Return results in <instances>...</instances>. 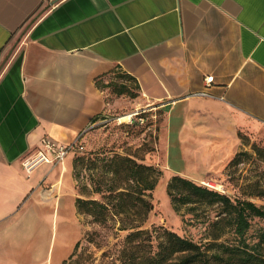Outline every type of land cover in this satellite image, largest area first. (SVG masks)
<instances>
[{
    "label": "crops",
    "instance_id": "crops-1",
    "mask_svg": "<svg viewBox=\"0 0 264 264\" xmlns=\"http://www.w3.org/2000/svg\"><path fill=\"white\" fill-rule=\"evenodd\" d=\"M115 67L165 116V144L212 164L190 178L215 176L264 127V0H0V264L71 251L72 153L22 163L43 136L71 142L126 107L95 84Z\"/></svg>",
    "mask_w": 264,
    "mask_h": 264
},
{
    "label": "rangeland",
    "instance_id": "rangeland-1",
    "mask_svg": "<svg viewBox=\"0 0 264 264\" xmlns=\"http://www.w3.org/2000/svg\"><path fill=\"white\" fill-rule=\"evenodd\" d=\"M120 74L111 73L107 76V80H112L113 84L124 82L135 95L128 98L123 109L101 117V120L83 136L84 148L72 153L73 160L78 156L84 158V162L78 166L79 176H75L72 171L76 197L101 199L99 193L93 192L91 185L94 175L102 170L98 166L99 158L113 153L127 155L137 162L151 165L156 171L155 174H158L155 187L146 193V198L152 203V209L142 221L141 228L151 229L154 226H161L199 243L210 241L213 233L221 232L223 229V234L217 241L225 244L236 242L230 227L212 223L225 215L218 204L180 205L179 210L176 211L167 194V183L175 173H181V176L225 193L233 200L249 199L264 208V196L255 195L261 188L264 189V151L261 153L253 149L257 147L264 150V127L259 129V136L256 137L253 134H241L244 146L237 153L247 152V155L239 154L243 159L241 163L230 166L226 164L215 176L190 178L191 175L206 173L212 164L197 161L204 157L193 155L189 152V147L184 148L186 152L181 154L183 149L177 146L174 137L171 138L170 144L169 138L165 144L162 132L165 116L162 112L153 111L147 101L138 98L140 94L136 92L134 83L121 78ZM137 110L140 113L132 116L131 122L128 121L129 118L122 122L118 120L121 115ZM166 149H169L168 153L165 152ZM207 183L212 186H208ZM137 220L135 219L134 222ZM119 227L120 220L117 216L111 215L105 222L99 223L90 216L79 214V236L73 242L71 251L65 259L79 241L73 258L77 257L81 264H122L123 257L120 254L121 250L127 247L125 235L128 231ZM262 231H264V219L252 217L245 238L248 242L254 243Z\"/></svg>",
    "mask_w": 264,
    "mask_h": 264
},
{
    "label": "trees",
    "instance_id": "trees-1",
    "mask_svg": "<svg viewBox=\"0 0 264 264\" xmlns=\"http://www.w3.org/2000/svg\"><path fill=\"white\" fill-rule=\"evenodd\" d=\"M111 73H121L120 77L132 81L139 93L135 77L119 67L97 76L96 86L109 88L115 96L132 98L135 93L127 84H113L112 80H107ZM82 139L83 137L81 142ZM253 149L261 153L264 151L257 147ZM240 153L247 155V152H236L227 165L241 163L243 159L239 156ZM83 162L84 158L81 156L73 160L72 171L77 177L78 166ZM98 166L102 170L94 175L91 185L93 192L99 193L101 199L77 196L75 206L79 214L90 216L99 223L105 222L111 215L119 217V228L128 231L125 235L127 247L120 254L123 257L122 264H264V231L254 243L245 238L250 227V218L264 219V208L253 201L239 198L233 200L225 193L174 174L167 183V194L174 210L178 211L180 205L194 203L218 204L225 215L220 220L213 221V225L230 227L236 239V242L230 244L218 242L217 239L223 234L222 229L221 232L213 233L210 241L199 243L161 226L141 228L142 221L152 209L146 193L155 187L158 179L154 167L118 153L99 158ZM255 195L264 196V189L261 188ZM135 219H138L137 222H134ZM78 244L79 241L62 264H81L77 257L73 258Z\"/></svg>",
    "mask_w": 264,
    "mask_h": 264
},
{
    "label": "built area",
    "instance_id": "built-area-1",
    "mask_svg": "<svg viewBox=\"0 0 264 264\" xmlns=\"http://www.w3.org/2000/svg\"><path fill=\"white\" fill-rule=\"evenodd\" d=\"M204 79L206 84L209 85L213 80V75H207ZM196 94L202 96L209 95L207 91H199ZM139 113V110L133 112L128 121L131 122L132 116H135ZM81 137L82 134L71 142H58L48 136H43L39 142L35 154L25 158L23 161V168L26 170H31L33 167L41 163L55 165L57 163L63 162L68 154L79 152L84 148V145L81 142ZM207 185L210 187L212 186L210 183H207Z\"/></svg>",
    "mask_w": 264,
    "mask_h": 264
},
{
    "label": "bare ground",
    "instance_id": "bare-ground-1",
    "mask_svg": "<svg viewBox=\"0 0 264 264\" xmlns=\"http://www.w3.org/2000/svg\"><path fill=\"white\" fill-rule=\"evenodd\" d=\"M132 115V113H128V114H125V115H121L119 118H118V120L119 121H126V120H128V118L130 117Z\"/></svg>",
    "mask_w": 264,
    "mask_h": 264
}]
</instances>
